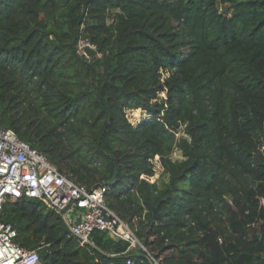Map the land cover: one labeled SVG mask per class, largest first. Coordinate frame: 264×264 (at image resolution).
<instances>
[{"label": "trees", "instance_id": "obj_1", "mask_svg": "<svg viewBox=\"0 0 264 264\" xmlns=\"http://www.w3.org/2000/svg\"><path fill=\"white\" fill-rule=\"evenodd\" d=\"M0 128L88 188L117 169L106 203L163 264H264V0H0ZM0 219L42 264H151L33 198Z\"/></svg>", "mask_w": 264, "mask_h": 264}, {"label": "built area", "instance_id": "obj_2", "mask_svg": "<svg viewBox=\"0 0 264 264\" xmlns=\"http://www.w3.org/2000/svg\"><path fill=\"white\" fill-rule=\"evenodd\" d=\"M110 185L90 188L61 173L47 156L22 141L9 129L0 128V209L5 201L21 197L41 201L59 214L67 236L80 245H93L94 230L128 243L127 250L140 249L151 264H163L137 237L135 230L106 203ZM14 227L0 219V264H42L37 250L20 246ZM132 264L130 258L126 261Z\"/></svg>", "mask_w": 264, "mask_h": 264}, {"label": "rangeland", "instance_id": "obj_3", "mask_svg": "<svg viewBox=\"0 0 264 264\" xmlns=\"http://www.w3.org/2000/svg\"><path fill=\"white\" fill-rule=\"evenodd\" d=\"M84 43H85V41L81 40V47H82V44H84ZM163 95H164V93L162 94V96ZM125 115H126V118L128 119V121L131 124H133V125L138 124L142 119L147 118V117L150 116L147 113V111L145 109H142V108L125 109ZM180 157H181V155H180V153L178 151H175L173 153V158H180ZM157 159H158V157L156 156L155 157V161H154L155 175L147 178L150 182H153V181H155V180L160 178V173L162 171V167L160 166V163L158 162ZM260 203H261V205L264 206V198L260 199ZM258 235H259V227H258V225L254 224V225L249 226L245 236L247 238H254V237L258 236ZM149 240H151L153 242L154 236L153 235L149 236ZM146 248L149 250L148 246ZM150 252H151V250H150ZM153 253L154 254H158L157 257L159 259H161V261H163L165 256H170V255H174L176 258H178V252L175 249H173V250L169 249V250L164 251L163 253L162 252L158 253V252H155V251Z\"/></svg>", "mask_w": 264, "mask_h": 264}, {"label": "water", "instance_id": "obj_4", "mask_svg": "<svg viewBox=\"0 0 264 264\" xmlns=\"http://www.w3.org/2000/svg\"><path fill=\"white\" fill-rule=\"evenodd\" d=\"M116 174H117V169H115V172L113 174V176L111 177V179L107 182V184H112L116 178ZM158 215V208L156 207L154 210H153V217L156 218Z\"/></svg>", "mask_w": 264, "mask_h": 264}]
</instances>
